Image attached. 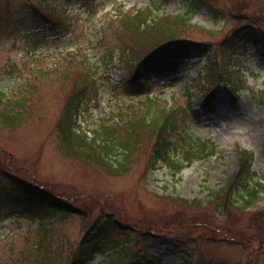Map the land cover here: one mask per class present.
<instances>
[{"label": "rangeland", "instance_id": "rangeland-1", "mask_svg": "<svg viewBox=\"0 0 264 264\" xmlns=\"http://www.w3.org/2000/svg\"><path fill=\"white\" fill-rule=\"evenodd\" d=\"M150 2L157 3L155 15L159 17L187 8L186 0H70L63 5L56 0L53 4L59 10L65 8L73 26L70 33L58 30L55 36L46 30L38 32L34 26L25 30V25L15 22L40 0H0V89H9L7 95L12 96L16 89L12 86L31 80L38 69L64 70L68 64L62 58L54 60L60 53H82L96 60L98 36L107 18L117 9L143 8ZM210 2L215 13L200 6L189 14V27H178L183 42L207 43L208 53L192 52L172 63L150 60L146 82L151 93L187 109L188 133L212 140L217 146L215 155L180 172L162 167L146 173L149 140L141 144L129 172L120 176L71 160L58 148L55 130L66 94L64 85L57 74L35 79L38 92L22 128L0 129V150L13 160L9 164L0 154V171L3 162L22 182L69 201L79 212L62 221L56 220L60 213L48 212L41 227L44 232L22 214L11 218L0 214V264H35L39 241L67 244L82 234L83 218L91 223L105 212L135 239L131 259L153 258L157 264H182L190 259L195 264H264V193L250 208H244L240 196L232 197L237 202L224 206V212L215 207L216 200H207L237 171V146L254 155L255 176L250 185L264 183V55L249 42L231 39L239 26L238 17L230 13L231 0ZM210 74L216 77L212 81ZM220 74L227 77L218 82ZM98 76L104 77L100 106L94 107V101L87 106L79 125L83 131H92L103 114L128 102L127 69L115 64L108 74L99 72ZM84 209L87 217L81 214ZM116 241L115 251H119L120 240ZM114 246L109 240L104 255ZM112 259L97 258L91 264H109ZM46 264H63V256Z\"/></svg>", "mask_w": 264, "mask_h": 264}, {"label": "trees", "instance_id": "trees-1", "mask_svg": "<svg viewBox=\"0 0 264 264\" xmlns=\"http://www.w3.org/2000/svg\"><path fill=\"white\" fill-rule=\"evenodd\" d=\"M55 1L40 0L39 5L30 6L27 14L18 16L15 22L25 25L27 28L25 30L34 26L38 32L46 30L55 36L58 35V30H62L63 35L70 33L72 31L70 27L73 26L72 18L65 8L59 10L53 4ZM61 1L63 5L70 0ZM231 1L233 9L230 7V13L237 16L239 22V26L232 32L231 39L236 43L249 42L257 46L261 55H264V0ZM186 2L187 8L184 12L174 16L159 17L155 15L153 7L117 9L101 27L98 36L99 57L96 60H91L82 53L77 56L68 51L65 54L60 53L54 60L62 58L68 64L64 70L38 69L32 74L31 80L27 78L15 87L12 86L17 89L13 91L12 96L7 95L9 89L7 91L0 89V129L9 132L21 129L31 102L35 101L38 92L34 90L37 85L35 79L57 74L66 90L55 123L58 148L65 157L86 162L104 170L107 175L120 176L129 172L140 147L143 146L141 144L145 141L149 143V140L152 147L146 173L162 167L180 172L194 162L205 161L214 156L217 146L212 140L188 133L187 109L163 101L158 95H152L151 85L146 82L148 78L146 66L150 60L172 62L181 60L192 52L207 54L211 49L207 43L204 45L183 42L178 27L190 26L189 14L196 8L208 6L213 13L215 8L210 0ZM217 14L223 15L221 11ZM212 63L215 65L217 61ZM115 64H120L128 71V76L124 80L125 100L128 102L123 107L119 106L103 114L99 119V126L92 131H83L79 125L81 116L87 112V106L91 101H94V107L100 106L104 77L98 74L99 72L108 74ZM11 69L13 65L9 73H12ZM210 77V81L216 78L213 74H210ZM226 77L227 74H220L218 82ZM235 152L239 160L237 171L223 182L218 191L210 192L207 199L208 202L216 200L215 207L220 212H224V206L228 207L237 202L232 200V197L235 199L236 196H240L244 208H250L258 196L264 193V183L256 182L250 185L255 176V172L252 171L253 153L239 146L235 148ZM0 154L9 164L12 163V157L3 150H0ZM48 212L60 213L61 216L56 220L62 221L79 211L69 201L65 202L43 189L22 182L10 174L5 164L1 162L0 214L10 217L19 213L30 219L40 220L37 226L43 228L45 226L43 219ZM81 214L84 217L88 215L85 209ZM89 222L83 218L82 234L78 233L67 244L39 241L36 245L37 254L33 257L35 264H46L48 260H53L58 255L63 256V264H90L96 256L100 259L115 257L109 260V264H157V260L153 258L146 261L138 260L139 257L131 259L135 239L126 233V227L112 214L101 213L91 223ZM41 227L40 232H44ZM117 239L120 240L119 251H115ZM109 240L112 246H115L108 255H104L103 251ZM63 250L66 252H61ZM182 264L195 262L193 259L183 260Z\"/></svg>", "mask_w": 264, "mask_h": 264}]
</instances>
